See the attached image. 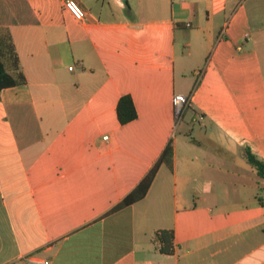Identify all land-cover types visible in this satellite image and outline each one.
<instances>
[{"label": "crops", "instance_id": "1", "mask_svg": "<svg viewBox=\"0 0 264 264\" xmlns=\"http://www.w3.org/2000/svg\"><path fill=\"white\" fill-rule=\"evenodd\" d=\"M64 1L0 0L26 78L0 90V264H264V0Z\"/></svg>", "mask_w": 264, "mask_h": 264}, {"label": "trees", "instance_id": "2", "mask_svg": "<svg viewBox=\"0 0 264 264\" xmlns=\"http://www.w3.org/2000/svg\"><path fill=\"white\" fill-rule=\"evenodd\" d=\"M25 83L26 78L19 67L18 56L11 36L9 32L4 31V34L0 36V90ZM116 114L120 124H125L136 118L137 112L129 95H123L119 98L116 105ZM172 157L173 146L172 143L169 142L145 176L111 209V211L122 209L142 199L151 186L160 165L165 164L171 168ZM246 159L256 170L257 175L264 180V162L252 154L249 149H246ZM156 237L159 241L160 251L167 253L172 251V232L161 230L156 234Z\"/></svg>", "mask_w": 264, "mask_h": 264}, {"label": "built area", "instance_id": "3", "mask_svg": "<svg viewBox=\"0 0 264 264\" xmlns=\"http://www.w3.org/2000/svg\"><path fill=\"white\" fill-rule=\"evenodd\" d=\"M64 9L72 15L76 20H83L85 13L83 9L76 3L75 0H65ZM189 96L184 94H173L171 104L175 121L181 118L185 108L189 105ZM107 137L105 136L104 139ZM26 264H50L49 260L44 259L37 254H29L25 258Z\"/></svg>", "mask_w": 264, "mask_h": 264}]
</instances>
